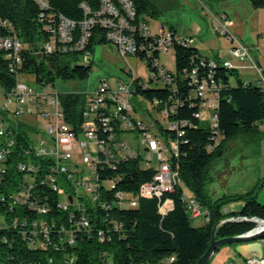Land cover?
Listing matches in <instances>:
<instances>
[{"label": "trees", "instance_id": "1", "mask_svg": "<svg viewBox=\"0 0 264 264\" xmlns=\"http://www.w3.org/2000/svg\"><path fill=\"white\" fill-rule=\"evenodd\" d=\"M49 12L64 16L76 22L75 34L79 39L82 22L86 19L87 6L91 13L101 7L102 0H46ZM137 8L138 19L148 20L159 12L151 0H132ZM253 8H264V0H249ZM44 10L36 0H0V18L9 20L11 30L18 33L24 49V58L20 71L26 77H33L37 85L55 84L57 79L65 81H85L90 77L92 65H73L74 58L93 53L94 45L107 44L106 30L101 27L93 29L92 36L84 50L67 53L47 54L45 43L50 40L52 32L47 29V21L41 18ZM169 30L180 38L176 28ZM141 60L153 67L160 59L155 52L154 38H144L136 34ZM77 39V40H78ZM194 43V42H193ZM193 43H173L175 71H169L173 82L166 86L152 85L140 93L148 104L162 110L165 105H175L174 118L188 122L183 127L185 135L180 139L179 157L173 164L180 174V185L162 200L170 198L174 206L166 214L159 209L158 198L140 197L137 207L103 209L92 206L84 197L82 209L60 208V196L50 184L46 172L49 162L40 160L37 165L41 170L24 173L18 168V152L13 149L4 170L0 171V264H195L209 249L214 227L231 217H257L264 219V204L255 196L256 190L244 194L224 195L213 198L207 185L212 181L211 168L215 160L224 153L228 144L237 138L256 136L264 137V86L257 80L242 82L236 69L218 66L215 80L221 84L218 95L217 127L210 121L196 117L200 110L201 99L195 95L198 83L191 74L197 70V77L202 80L210 73L209 62ZM152 51V54H148ZM7 52L0 49V86L6 93L16 86V77L10 69ZM213 60L219 62L218 58ZM237 75V84L233 85L231 77ZM62 102L68 120L78 128L82 120V110L86 97L79 94L62 96ZM18 134L17 144L27 143L30 127L25 124ZM161 132L166 129L159 126ZM223 133L218 147L209 146L213 138ZM168 134V133H167ZM174 138L176 133L170 132ZM19 157V158H18ZM102 176L112 174L120 176L119 185L129 192L137 193L140 187L153 179L154 171L145 169L140 162L125 163L117 170L100 171ZM62 178L59 176L57 182ZM32 182L34 188L27 203L16 202L15 197L24 186ZM187 188L201 205L210 212L211 220L203 226H195L183 199ZM235 201L244 202L239 212L225 213L227 204ZM46 207L42 214L32 209L31 204ZM85 217L89 226L81 225ZM44 221L49 227L47 236L34 231L33 223ZM116 221L122 228L115 229ZM15 223V225H14ZM256 224L251 221H227L216 230L217 238L241 235L252 230ZM73 240V242H70ZM174 261H170L171 258Z\"/></svg>", "mask_w": 264, "mask_h": 264}, {"label": "built area", "instance_id": "2", "mask_svg": "<svg viewBox=\"0 0 264 264\" xmlns=\"http://www.w3.org/2000/svg\"><path fill=\"white\" fill-rule=\"evenodd\" d=\"M44 10L41 18L47 21V29L52 32L50 40L45 43L44 51L47 54L55 52L67 53L73 50L86 49L95 27L106 30L107 39L116 46L118 55L127 61L129 56L140 59L139 45L136 34L144 38H154L155 52L159 53L160 59L155 61L153 67H149L150 74L144 79L130 67L126 70V78L118 79L115 85L102 81L96 90L86 97V103L82 110V120L78 128L68 120L67 112L62 102V96L67 95L57 91L55 84L40 86V89L28 85L20 77H26L20 71L24 58L22 51L24 44L13 28L11 22L0 18V49L7 52L6 57L10 60V69L16 77L15 88L6 93L0 86V171L4 170L5 162L11 152L17 146L18 168L24 173H35L41 170L37 165L40 160H47L49 170L46 175L53 189L60 196V208L82 209L84 197L92 206L103 209L134 208L138 206L139 198H158L159 209L166 214L174 206L170 198L162 200L167 193L173 192L180 185V174L173 164L179 157L180 139L185 135L183 127L186 121L179 122L174 118L175 105H165L162 110H156L154 105L148 104L140 89H146L152 85L166 86L173 82L170 70L161 61L162 52L171 54L175 63L173 43H193L192 37L184 39L175 36L170 30L154 33L150 22L138 19L137 8L132 0H102L99 10L91 13L87 6L86 19L82 22V30L78 39L75 30L76 22L63 14L55 15L50 10L46 0H36ZM213 23V32L218 36L225 37L231 44L230 54L232 59H219L209 62L210 73L208 78L202 80L197 77V70H193L191 78L197 84L195 95L201 99V106L196 117L202 121H210L212 126L217 127L218 95L221 84L215 80L214 70L218 66L227 69L248 68L256 72L257 80L264 86V69L260 63L251 56L252 50H264V42L248 46L232 32L234 20L225 12L212 13L208 9ZM78 39V40H77ZM148 54H152L149 51ZM245 59L246 65L240 64ZM253 80L246 81L250 83ZM72 94V93H68ZM55 110L52 111L51 107ZM209 107L207 111L205 108ZM213 109H212V108ZM152 113L159 116L154 118ZM24 115L34 116L44 127L40 131L38 124H31L21 119ZM143 116H149L153 120L147 122ZM30 127L27 143L17 144L18 134L22 129L20 125ZM32 125V126H31ZM34 125V126H33ZM159 126L166 129L161 132ZM170 132L176 133L174 138ZM45 134L46 139L40 138ZM168 133V134H167ZM223 133H218L213 138L210 150L219 146ZM81 154L82 165L76 160ZM138 161L145 169L153 170L152 180L145 182L135 194L124 190L119 185L120 176L112 174L102 176L100 171L117 170L127 162ZM89 169V176L85 175V168ZM5 171V170H4ZM62 180L58 183V177ZM34 185L26 184L21 193L15 197L16 202L27 203ZM183 199L192 218H202L204 223L211 220L210 212L205 209L198 199L186 192ZM32 209L39 213H46L47 208L31 204ZM255 221L256 225L264 227V219L257 217H231L221 221ZM260 221V223H259ZM15 225V223H14ZM82 227L89 226L85 217L81 221ZM48 225L42 221L33 223L34 231L42 236L49 233ZM122 228V224L116 221L115 229ZM264 243V239L262 240ZM73 242V240H70ZM171 258L170 261H174ZM248 264H264V256L258 259L250 257Z\"/></svg>", "mask_w": 264, "mask_h": 264}, {"label": "rangeland", "instance_id": "3", "mask_svg": "<svg viewBox=\"0 0 264 264\" xmlns=\"http://www.w3.org/2000/svg\"><path fill=\"white\" fill-rule=\"evenodd\" d=\"M151 1L159 10L155 17L147 16L152 31L158 33L162 26H164L165 31L174 27L180 35L192 36L195 41L192 46L198 48L203 56L214 58L220 55L222 59L223 57L232 59L231 44L225 37L214 34L212 19L205 15L207 9L212 13L227 12L234 20V27L239 28L242 34H245V38L239 35L244 44L252 46L264 42V8H253L249 0ZM251 56L264 67V50H252ZM72 60L73 65L91 64L92 71L90 77L85 81L57 79L55 87L57 91L63 94L74 93L87 97L98 88L102 81L115 85L118 79H125L127 76L125 72L130 67L133 68L137 76L144 79H147L150 74L146 61L136 56H129L126 61L118 55L116 46L112 42L107 44L96 43L91 56L80 55ZM161 61L167 69L175 71L176 66L172 53L167 54L163 51ZM240 62L248 63L245 59ZM238 76L242 82H245L249 79L253 80L256 74L252 69H241ZM237 78V75L231 77L233 85L237 84ZM20 79L28 85L40 89L33 77H20ZM51 109L52 111L55 110L53 106ZM205 109L208 111L210 108L206 107ZM152 116L156 118L159 115L152 113ZM21 119L31 124L37 123L40 131L44 132L42 122H38L34 116L24 115ZM143 119L147 122L153 120L152 117L150 120L149 116H143ZM40 138L45 140V134L42 133ZM76 160L82 165L81 154L76 156ZM85 175L89 176L87 167L85 168ZM211 176L212 181L207 185V190L213 198L244 194L256 190L257 200L264 204V137L258 139L256 136H245L230 142L224 153L213 163ZM185 192L190 194L187 188H185ZM243 206L244 202L235 201L227 204L226 207L242 209ZM192 220L195 226H201V218H192Z\"/></svg>", "mask_w": 264, "mask_h": 264}, {"label": "water", "instance_id": "4", "mask_svg": "<svg viewBox=\"0 0 264 264\" xmlns=\"http://www.w3.org/2000/svg\"><path fill=\"white\" fill-rule=\"evenodd\" d=\"M260 219V218H259ZM256 223L255 221H251ZM260 223V221H259ZM221 222L216 225L212 231L211 243L209 249L206 253L195 263V264H210L212 258L217 250H220L222 247L229 245H236V250L238 253L246 255V253H251L253 256H256L258 259L263 258L264 256V227L256 225L252 230L247 231L241 235L217 238L216 230ZM249 256L247 261L250 259Z\"/></svg>", "mask_w": 264, "mask_h": 264}, {"label": "crops", "instance_id": "5", "mask_svg": "<svg viewBox=\"0 0 264 264\" xmlns=\"http://www.w3.org/2000/svg\"><path fill=\"white\" fill-rule=\"evenodd\" d=\"M202 3V1H201ZM205 6V5H204ZM225 12V11H224ZM219 13V12H218ZM227 13V12H225ZM228 14V13H227ZM205 15H206V12H205ZM229 15V14H228ZM206 16H209V15H206ZM230 16V15H229ZM210 17V16H209ZM231 17V16H230ZM211 18V17H210ZM212 19V18H211ZM213 19H212V26H213ZM235 24V23H234ZM235 26V25H234ZM232 27V32L235 36H237L239 38V35L242 37L245 38V34H242V31H240L239 28L237 27ZM164 27V26H162ZM177 30V29H176ZM189 37H192V36H189ZM194 39V38H193ZM195 42V41H194ZM258 44V43H256ZM255 45V44H253ZM252 45V46H253ZM258 50V49H257ZM208 57V56H207ZM211 58V57H209ZM214 58H218V59H222L220 57V55L218 57H214ZM223 59L225 60H230L229 58L227 57H223ZM259 62V61H258ZM260 63V62H259ZM240 64H243V65H246L247 63H241ZM260 65L262 66V64L260 63ZM263 67V66H262ZM241 69H248V68H239L238 69V73L240 72ZM264 69V67H263ZM255 72V71H254ZM256 74V72H255ZM257 76V74H256ZM256 77H254L253 79H255ZM249 80H252V79H249ZM247 80V81H249ZM246 82V81H245ZM225 213H229V212H239L241 211L242 209H229V208H225L223 209ZM205 225L204 223V220L201 218V226ZM249 256H253V254L251 253H246V255H243L241 253H238L237 250H236V245H229V246H225V247H222L220 250H217L216 253L214 254L213 258H212V261L210 264H248V261H247V258Z\"/></svg>", "mask_w": 264, "mask_h": 264}]
</instances>
